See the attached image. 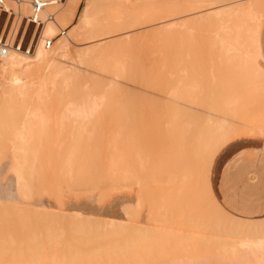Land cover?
<instances>
[{"label":"rangeland","instance_id":"rangeland-1","mask_svg":"<svg viewBox=\"0 0 264 264\" xmlns=\"http://www.w3.org/2000/svg\"><path fill=\"white\" fill-rule=\"evenodd\" d=\"M84 1L85 0H82L81 3L76 4L77 8H79L76 20L85 4ZM48 2L65 3L66 0H48ZM95 2L97 8L101 12L102 17H100L112 21L110 24H105L106 22H103V27L107 28V30L109 29L108 31L117 30V32L109 35L108 39L103 42L102 46L105 45V49L99 52V57L108 65L115 63L118 72H113L111 69L108 70L110 72L104 73V71L101 72L100 68H96V64H87V66L82 65L79 67L80 75L76 82L80 84V88L83 89V91L86 92L87 89V93L90 92V96L93 94L92 97L96 99L99 95L101 97L105 92L109 91L113 101L110 105L111 107H100L96 116L89 119V121H84V125H81L82 121H80L79 124L84 127V130L77 124L80 128H78L79 130L77 129L76 136L74 135L76 124L73 127V123L70 124V120L72 121V119L69 117L67 118L69 113L67 108L69 107H41L44 108V110L45 108L54 109V111L48 109L44 113L50 114L54 112L50 114V116L53 115L52 119L57 124H54V122L50 120L52 123L46 128L52 137L54 134H57V140L61 139V137L64 140L66 138V143L64 142L66 147L63 144L62 146L66 148L65 152L70 160L66 169L60 171L58 165L60 164L61 166V163H64L62 164L63 168L66 165L65 162H62L64 160H61L64 155L59 154L63 151L60 146L61 143H58L59 146L55 148L54 145L58 142L56 140L53 146L46 145L47 147H44L41 144L47 143V140L43 138L45 142L40 144L41 149H46L47 151L51 149L53 150L52 153L61 155H57L61 158L54 157L52 159L53 166H48L52 164L49 160L52 156L50 155V150L48 156L46 155V158L49 157L47 159L49 164L46 163L45 159H39L38 165L40 167L36 165L37 169L35 170L37 174L34 175V182L32 181L34 185L32 183L30 184V186L33 185L35 187L33 188L32 186L33 189H31L29 196L26 197L19 193L16 185V176L11 171L13 150L7 146V144L10 145L9 143L3 146L5 142H3V138H1L0 141L2 142L0 146H3L1 150L8 147V151L5 150L7 151L5 154L4 151L3 153L2 151L0 152L4 155L0 157V205L6 207V209L11 208L13 205L29 210H49L48 212L53 214L60 213L70 215L79 212L85 216H94L99 219H115L121 221L125 227L128 225L126 231L129 230V227H138L139 231L143 230V232L146 231L145 228L150 229L155 227L157 228V232L158 230L163 232L174 231L178 234H184L186 233V230H184L186 227L184 229L181 228L179 225V220L181 221V219L174 218L175 216L177 218V215L180 213L178 207L180 202L183 201V204H186L181 207L183 209L187 207V202L194 203L197 197L200 199L201 196L199 195L196 198L194 197V195L198 193L197 190H200L199 187H201L202 183L198 175L195 176L197 174L195 173L197 172L195 169L204 168L205 165H207L206 177L209 180L213 197L223 211L231 217L241 218L253 224L256 223V221L264 222V80H253V78H251L252 76L250 77L247 74L242 75V73L238 72L231 73V71H229V76H227L225 73L228 71L223 69L225 68L224 64L222 65V63H219V66H215L219 61L213 60V57L217 59L215 55H213L216 50H213L214 38L217 33L224 34L223 36L226 37L229 36V34L231 35V33L226 34V31L218 30L216 22L212 23V21L205 22L206 24L209 23V27L204 22H201L202 25L201 23H189L194 16L185 17L183 16L184 14L172 17L176 21H173L170 28L166 30L164 26L160 24L162 19L169 15L168 6L174 7L175 10L173 11L177 12L181 7L193 4L195 0H95ZM262 4L263 3H261V5ZM262 6V9L260 7L257 8L259 11L261 9L260 12L262 13L258 14L256 23H260L258 27L260 25L259 34L263 54V58L260 60V66L264 70V4ZM239 10L240 8H237V11ZM237 11L234 13H237ZM16 16V13L10 8L4 5L0 7V43H6L8 40ZM177 18L180 19L177 20ZM150 19L156 21L155 24L157 25L145 23ZM184 23L186 26L183 25ZM214 25L215 27H213ZM210 26L213 30L215 28V32L217 31L216 33L214 32L215 34ZM42 28V23L37 21L34 17H23L15 38L16 49L21 50V52L25 54L29 53L33 55ZM198 28H200V30ZM209 28L212 31H209ZM234 30L240 35L239 38L241 42L246 44L244 46L252 50L250 24L242 21L240 15L236 20ZM210 33H212L211 35L214 37L209 35ZM86 42L87 41L83 43ZM54 43L55 41H52L51 47L54 46ZM211 44L212 46H210ZM93 57L95 58V56ZM76 60H78V57ZM60 62L63 63V61ZM221 65V69L224 71L220 69ZM85 66L87 70H85ZM90 66L91 68H88ZM92 67L95 68L92 69ZM213 71L214 74L212 73ZM219 72L222 73V75H220ZM243 76L245 78H243ZM225 77L227 78L226 81L225 79H221ZM229 77L231 79H228ZM218 80L221 81L219 82L220 85L217 84L215 86ZM231 80L236 81V84L233 83V81L231 82ZM214 81L216 83H214ZM259 81H262V83ZM95 83H98V86H95ZM109 83H112V85L106 89ZM36 84L37 87L38 82ZM212 84L216 87L212 86V89L215 90L210 89ZM253 84H255V87H252ZM197 85L196 92L192 91L195 90L194 88H196ZM202 85H205V87ZM221 85L224 88H221ZM256 85L258 88H256ZM176 87L186 92L188 94L187 96H190L189 93L192 91L191 97L193 96V98H187L185 96L184 100V98H182L184 95H181V101L177 100V98H173L172 90ZM187 88L190 89V92ZM240 88L241 90H239ZM186 89L187 91H185ZM235 89L239 91L236 92ZM230 90L231 92H229ZM224 91L227 93H224ZM233 91L234 93H232ZM240 91L245 92H242L245 97ZM184 92L181 93L183 94ZM229 94L231 95L226 96ZM75 95L76 98L80 97V89L76 91ZM238 95H243V97L239 99L240 101L237 100L240 98ZM252 95L255 96L253 99L251 98ZM224 96L231 98L233 96V98L237 97V103H240L236 104L238 106H228L226 108L227 110L223 111L225 108L223 104ZM246 98L249 99V101L252 99L254 102H249ZM191 99L197 101L193 102L194 100L191 101ZM257 101L260 103H256ZM177 107H183L182 109H185L188 115H181V111L175 109ZM32 108L34 107H29V109ZM55 110H60L62 112L61 115ZM6 111L4 113H7ZM14 111L10 110L9 112H17L18 114L17 109L16 112ZM177 113L180 114L177 115ZM206 114L217 119H223L227 124L225 139L209 160L207 159L210 151L209 145H207L209 144V139L207 136L205 137L203 135L202 130L206 128V125L200 117ZM2 116L0 118H2ZM50 116L49 118H51ZM60 116H64V119L67 120L64 126L63 123L62 125L58 123L62 121V119H59L61 118ZM180 116L181 118H178ZM24 121L25 118L23 116L21 122ZM62 122H64V120ZM67 122H69V125ZM75 122L77 121L75 120ZM70 125H72V127ZM80 129H82V131ZM45 131L47 130L45 129ZM57 131H59V133H57ZM70 132L72 133L70 134ZM1 134L2 132H0V137L2 136ZM60 134L61 137L59 136ZM4 135V138H7L8 141L12 139V136L9 134ZM8 135L11 138H9ZM64 135L65 137H63ZM78 135H80L79 138H77ZM43 137H45V135H43ZM50 140H55V138H51ZM35 145L32 143V147H35ZM39 153L43 154L45 157L44 152L40 151ZM169 154L170 156H167ZM62 159H65V157ZM121 160H124L125 163L121 164ZM157 160L158 162H156ZM128 161L133 167L128 164ZM165 161H168L171 167H169L168 162L165 163ZM134 163H136V165H134ZM159 168L161 170L164 168L166 169L161 173V170H157ZM167 168L171 170L168 171ZM183 168L184 170L182 171ZM60 169L62 170V168ZM126 170L129 174L125 173V175L132 176V170H134V174H139L137 179L140 177V180L137 181V179L134 178L135 176L132 177V180L124 179L122 181V179H119L121 172ZM184 171H186L190 177L192 173L195 174L190 178L188 175L186 176L187 173H184L186 178H190L186 180V178H184L185 176H181ZM171 173L174 175L170 176ZM169 177L172 178V181ZM31 178H33V176H31ZM139 183L143 184L140 189L139 187L142 184L139 186ZM198 185L199 187H197ZM160 187L162 188L160 189ZM182 188L184 189L182 190ZM202 188L203 187H201V189ZM189 189V195H187L186 191ZM162 195H164L163 198ZM203 195V202L202 200H197L196 202L201 201L202 207H200L204 211L207 209V211H209V209L212 208V203L206 189ZM171 199L174 200L172 201ZM58 201H60V203ZM171 201L172 203H170ZM158 202H161V205L165 203L157 207ZM136 204L138 206H136ZM168 204L171 206L168 207ZM176 204L179 205L177 206ZM196 204L197 203H195V205ZM195 205L193 207L191 204L192 209L195 208ZM208 205L211 207L209 206L208 208ZM196 206H199V203ZM190 207L188 206L189 209L186 208L185 210L191 211L192 209L190 210ZM200 207L198 208L200 209ZM173 208H176V210ZM198 208L196 207L195 209L197 210L192 211L194 213L197 212L195 213L196 215L199 212ZM11 209L7 211H12ZM212 209L214 210V208ZM158 211L161 214H159ZM182 211L184 210H181V212ZM31 213L33 214L32 211ZM168 213L169 215H167ZM161 215L164 216L162 217ZM212 215H214V212L211 213V216ZM41 218L39 225L41 226L43 223L44 225L41 227L38 225L39 227L35 229H39L42 233L59 231L60 228H58V226H60L61 223L64 228L61 226L62 228L60 231H62V229L65 231L68 227V231L66 230L65 235L68 234L73 236L74 232L77 234L76 228L78 227L74 225L75 222L67 216L51 217L48 215H41ZM53 218L55 220L54 222ZM176 220L178 221L175 222ZM213 223L214 221L212 218L206 223L209 229L214 227ZM32 224L33 222H31V227ZM51 224L53 226H50ZM188 225L190 224H187V226ZM169 226L171 227L169 228ZM73 228L75 230H73ZM155 228L154 230H156ZM187 229L190 231L192 228L187 227ZM194 229L196 232H190L201 236H205V234L210 235L208 234L210 230L206 231L205 228H193V230ZM198 230L199 232H197ZM123 232L124 231H122V233ZM246 249L247 248L242 249V255H237V257L241 255L240 258L242 261L240 258H237L236 255L233 256L232 259L230 255L228 258V254L225 255V253L221 256L223 252H219V250L216 249L220 254L218 252V254L215 253L209 256L198 254V257H194L193 255L177 257L164 254L165 256L160 258L157 256L154 258L155 260L146 264H260L263 262V254L255 255L254 252H251V249ZM216 254L217 256H215ZM171 259L174 261L172 262ZM134 264H136V262Z\"/></svg>","mask_w":264,"mask_h":264},{"label":"bare ground","instance_id":"bare-ground-1","mask_svg":"<svg viewBox=\"0 0 264 264\" xmlns=\"http://www.w3.org/2000/svg\"><path fill=\"white\" fill-rule=\"evenodd\" d=\"M81 1L82 0H66L65 3H53V2H48V0H0V7L4 5L7 8H10L11 10H13L17 15L14 25L9 33L8 40L6 41L5 44L0 43V111H2L0 112V117L3 115L2 118H0V132H2L1 134L2 136L0 137V139L3 138L2 141L5 142L3 143V146L9 143L10 145L7 144V146H9L11 150H13V155H12L13 162L11 166V171L16 176L17 189L19 193L24 197L29 196L31 189L35 187L33 186L34 183H32V181L34 182V177H35L34 175L37 174V171L35 169H37L36 165L39 164V159L40 160L45 159L46 163L49 164L48 163L49 161H47L49 157L48 158L46 157L48 156V152H50L51 149L48 151L46 149L42 150L40 144L42 142H45V140H47L48 144L50 143L52 144L48 145L45 142L41 145H43L44 147L51 146V145L53 146L55 141L57 140L56 139L57 134H54V135L52 134L53 135L52 137L51 134L48 133V129H47L49 127V124L54 122V120L52 119L53 115L50 116V114L54 112L50 114H46L44 112H46V110L50 108H45L44 110V108H41V107H58V108L59 107H69L67 108V111H69L67 118L69 117L70 119H72V121L70 120V124L73 123V127L76 124L75 133L73 132L74 135L76 136L77 129L80 128L81 125H84V121H87V120L89 121V119L96 116L100 107L102 106L111 107L110 105L113 102L109 91L105 92L104 95H102L101 97L99 95L100 98L98 97L96 99L92 97L93 96L92 93H91L92 96H90V92L87 93L88 91L87 89H86V92L83 91V89L80 88V84L76 82L78 76L80 75L79 67L82 65L87 66V64H90V65L96 64L95 65L97 66L96 68L97 69L100 68L101 72L104 71V73H108L110 72L108 70H111V69L113 72L114 71L118 72L117 71L118 69L115 63H112V65H108L107 63H104L103 60L99 57L100 55L99 52L104 51L105 49V45L102 46L103 42L106 39H108L109 35L117 32V30L114 29V30L108 31L109 29L107 30V28L103 27L104 25L103 22H106L105 24H110L112 21L101 18L102 17L101 12L97 8L95 0H85L84 1L85 4L82 7V10H81L80 15L78 16V19L76 20L77 12L79 9L77 8L76 4L81 3ZM261 3L264 4V0H195L193 4L185 5L184 7H181V9H178L177 12L173 11L175 10L174 7L168 6L169 15L164 17L162 21L160 22V24L163 25L166 30L167 28H170V25L173 23V21H176L172 17H175V15H183V14H184L183 16L185 17L194 16V18L189 21V23H192V24L193 23L198 24L201 22L205 23V22H211V21L212 23L216 22V25H217L216 27H218V30H221L224 32L226 31V34L231 33V35L229 34V36L226 37V36H223L224 34L217 33V35L215 36L214 42H213L214 48L213 47L212 48L213 50L216 49L215 53L213 52L214 53L213 55H215L217 59H214L213 57V60L219 61L217 62L218 64L217 63L215 64V66L216 65L219 66L221 63L222 65L224 64L225 68L223 69L228 71L225 73V75L227 76H229L228 75L229 71H231V73L238 72V73H242V75L247 74L250 77L252 76L251 78H253V80H256V79L264 80V70L260 66V60H261V51H260V45H259L260 25L258 27V24L260 23L258 22L256 23L258 14L262 13L260 12L261 9L263 8L262 6L263 4L261 5ZM258 7L261 8V9L259 8L260 11L257 9ZM237 8H240V10L237 11ZM236 11L237 13H234ZM238 14L240 15V19L242 21L250 24L252 50L251 49L249 50L247 49V47L244 46L246 44L241 42L239 38L240 35L237 33L236 30H234V25L236 23V20L239 18ZM23 17H34L37 21H40L43 25L42 32H41L38 44L36 46V49L33 55H30L29 53L25 54L21 52V50L16 49L15 47V38H16L17 30H18L19 24ZM178 19L180 18H177V20ZM147 21L145 22L146 24L153 23L150 25H157L155 24L156 21H154L153 19H150ZM183 25L186 26L185 23ZM206 25L208 26L209 23ZM213 27H215V25ZM124 29H127V28H124ZM198 29L200 30V28ZM211 29L209 31L213 30ZM214 32H215V28L213 30V33ZM211 34L212 33H210L209 35ZM49 41H55L53 47L47 46V43ZM85 41L87 42L83 43ZM210 46H212V44ZM3 50H5V54L4 56H1V52ZM93 56H95V58ZM75 57L76 58L78 57V60H76ZM60 61H63V63H61ZM222 65L220 66V69L222 68ZM88 68H91V66ZM94 68L92 67V69ZM85 70H87V68ZM182 72H185V71H182ZM212 73L214 74V71ZM220 75H222V73H220ZM243 78L245 77L243 76ZM221 79H225L226 81L227 78L225 77ZM228 79H231V78L229 77ZM36 81L38 82L37 87H36L37 85ZM215 81L214 83H216ZM232 81L233 80H231V82ZM219 82L221 81L218 80L215 86L217 84L220 85ZM259 82L262 83V81H259ZM195 83H192V84L196 85ZM233 83L236 84V81H233ZM94 85L98 86V83H95ZM111 85L112 83L107 84L106 89L109 88ZM229 85H232V84H229ZM254 85L255 84H253L252 87H255ZM258 85H261V84H258ZM212 86L214 85L212 84L210 89H212ZM223 86L225 87L224 84ZM223 86L221 88H224ZM187 87L191 88L190 86H187ZM197 87L198 85L196 86V88L193 87L195 90H192V91L196 92ZM203 87H205V85ZM256 88H258V86ZM78 89H80V97L76 98L75 93ZM178 89L179 88L176 87L174 90H172L173 98L175 99L177 98V100H180L184 98L185 96L187 98L188 97L193 98V96L191 97L192 91L191 93H189L190 96H187L188 94L186 92L181 91L180 89L178 90ZM187 89L185 91H187ZM236 89H235L236 92L241 90V88L238 91ZM212 90H215V89H212ZM188 91L190 92V89ZM244 91H240V92L245 93ZM181 92H184V93L182 94ZM229 92H231V90ZM224 93H227V92L224 91ZM232 93H234V91ZM231 94L226 95V96H230ZM181 95H184V96L182 97ZM243 95L241 96L238 95L240 96V98H238L237 100L241 99ZM253 97L255 96L252 95L251 98L253 99ZM232 98L225 97L223 99V104L225 106V108L222 107L224 108V110L222 109L223 111H226L227 110L226 108L228 106H232V105H236L240 103V102L237 103V100H236L237 97L233 99ZM252 99L249 101V99L246 98V100L249 102H251ZM191 101L196 102L197 100L195 101V99H191ZM258 102L259 101H257L256 103ZM29 107H34V108L29 109ZM114 107H117V106H114ZM15 108L18 110V114ZM182 108L183 107H177L175 109L181 111L182 113L181 115H188L185 109H182ZM10 110H13L16 113H13V112L11 113L9 112ZM50 110L54 111V109L53 110L50 109ZM5 111L7 113H4ZM56 112H59L60 113L59 115H61L62 113L60 110ZM228 112L231 113L230 111ZM179 114L180 113H177V115ZM48 115L51 118H49ZM23 116L25 118V121L21 122ZM173 117H174V113H173ZM200 117L205 122V125H206V128L202 130L203 135L205 137L207 136V138L209 139V144H207L209 145V148H210V151L207 157V159L209 160L210 157L213 156V153L216 151V149L224 141L225 136H226L227 124L223 119H217L207 114L204 116L201 115ZM178 118H181V116ZM59 119L60 120L62 119V121L64 120V122L62 121L58 122V123H61V125L63 123V126H64L67 120L64 119V116ZM75 120L77 122H75ZM80 121H82L81 125L79 124ZM67 123L69 125V122ZM54 124H57V123L54 122ZM77 124H79L80 126H78ZM70 126L72 127V125ZM44 128L47 131H45ZM83 128L84 127H82V129ZM82 129L80 130L82 131ZM57 133H59V131H57ZM71 133L72 132H70V134ZM4 134H9L10 136H12V139L8 141L7 138L6 139L4 138L5 137ZM61 134L59 135L60 137H61ZM43 135H45V137H43ZM46 135L49 137H47ZM10 136L9 138H11ZM63 137H65V135ZM79 137L80 135L77 136V138ZM43 138H46V139L43 140ZM47 138H50V139L55 138V140H50ZM63 140L64 139L61 137V139L57 140L58 142L55 144L56 146L54 145V147L57 148V146H59V144L61 143L60 146L62 148L61 147L60 148L63 149V151L60 152L59 150L60 152L59 154H62L65 157V159H62L64 157L62 158L60 157L61 160H64L62 162H65L66 164L64 168L62 165L64 163H61V166L60 164L58 165V168L60 171H63V169H66V166L68 165V162L70 160L69 156L66 155V152H65L66 148H64V146L66 147V145H64L66 143L65 142L66 138L64 141ZM2 141H0V143ZM35 142L37 146L35 145ZM32 143H34L35 147L34 146L32 147ZM62 144L64 146H62ZM3 146H0V152L2 151L3 153L4 151V154H5V152L8 151L7 150L8 147H6L4 150L3 149L1 150ZM40 151L45 153L44 154L45 157L43 156V154L39 153ZM52 152L53 150H51L50 155H52L53 157L51 156L50 157L51 159H49L51 161L50 163L52 164L48 166H53L52 159L54 157L59 158L58 156H61V155H58ZM2 153H0V157L4 156L2 155ZM167 156H170V154ZM121 161H122L121 164L125 163L124 160H121ZM156 162H158V160ZM166 162L168 161H165V163ZM128 164H129V161H128ZM134 165H136V163H134ZM126 166L129 167L128 165ZM168 166L171 167L169 165V162H168ZM180 166L178 167L181 168ZM206 166L207 165H205L204 168L201 167L200 169L198 168L195 169L197 171L195 172L197 173L195 176L198 175V178H200V181L202 182L201 187L203 188L201 189V187H199L198 185L197 187H199L200 190L198 191L197 187H196V190L199 194L197 193L196 195L194 194L193 195L195 198L198 195L201 196L202 199L201 197L200 199H198L197 197V200H202L203 202V199H204L203 192L206 189L209 194L211 203H212L211 204L212 208H214V210L210 208L209 211H207L208 209L204 211L201 208L202 202L201 201L196 202L197 200L195 198L194 199L196 201L194 203L187 202L188 201L187 200L186 201L188 203L187 207H184L183 209L181 207L185 206L186 204H183V201L180 203L178 202L180 205L179 204H178L179 206L177 204L176 205L179 207L180 213L177 210L179 214L177 215V218L175 216L174 219H178V218L181 219V221L179 220L180 227L183 229L186 227L184 229L186 230V233L184 234H181L180 232H179L180 234H178L174 231L170 232L166 230H164L166 232L159 231V230L157 232V228L155 227L154 228L156 230H154V228H150V229L145 228L146 231L144 232L143 230L139 231L138 227H135V228L129 227V230L126 231L128 228V225L127 227H125V225L121 221H118L115 219H99L94 216H85L79 212H75L70 215L60 214V213L53 214V213H49L48 212L49 210L48 211L39 210V209L29 210L26 208H22L19 206H13V205L12 206L10 205L12 209L9 208L12 211H7L9 209H6V207L0 205V264H134L135 262L136 264H146V263H150L153 260H155L154 258L157 256L159 258L165 256L164 254L166 255L168 254L171 256L174 255L177 257L184 256V255L186 256L193 255L194 257L196 256L198 257V254L202 256L203 254L204 256L213 255L217 253L218 250L219 252L220 251L223 252L221 253V256L224 255L225 253V255L228 254V258L230 255L231 256L230 258L232 259L233 256L235 255L236 257L239 254L242 255L243 248H247L246 250L251 249V252L252 253L254 252L255 255L257 254L264 255V222L256 221V223L253 224L250 221L247 222L241 219H237L233 216L231 217L227 215V213L223 211V209L218 205V203L213 198L209 180L206 177L207 175ZM178 167L176 168L179 169ZM60 168H62V170ZM164 169L161 170L159 168L157 170L158 171L161 170L162 171L161 173H163ZM183 170L184 168L182 169V171ZM125 173L129 174L128 171L126 170V171H122L121 172L122 175L120 174L119 176V179H122V181L124 179L132 180V177L134 176H135L134 178L137 179L139 175L136 173L137 174L136 176V174H134V170H132V176L131 175L127 176L125 175ZM172 173L170 174V176L174 175ZM184 173L186 174L187 172L184 171L183 174H181V176L183 175L182 177L185 176ZM195 173H192L191 177H193L194 176L193 174ZM29 174L33 176V178H31ZM187 175L188 177H190L188 173L186 174V176ZM186 176L184 178H186ZM188 177L186 178V180L187 179L189 180L191 178V177L190 178ZM169 179L172 181V178L169 177ZM138 180H140V177L139 179H137V181ZM31 183L33 185L30 186ZM141 184L142 183H139V186ZM142 186L143 184L139 187V189ZM162 187H160V189ZM183 189L184 188H182V190ZM189 191L190 189L186 191L187 195H189L188 194ZM163 196L164 195H162V198ZM172 201L170 203H172ZM58 202L60 203V201ZM160 203L161 202H158L157 207L158 205L159 206L161 205ZM195 203H197L196 205H198L199 203V206H196ZM137 204L136 206H138ZM191 204L193 207L195 205V208L196 207L198 208L201 206L200 209L198 208L199 209V212L197 214L198 217L195 214L197 212L195 213L192 212V211H196L197 209L193 208L195 209L193 210ZM170 206L171 205H169L168 207ZM188 206L189 207L191 206L190 207V210L192 209L191 211L185 210L186 208H188ZM209 206L210 205H208L207 207L209 208ZM3 209H6V210H3ZM174 210H176V208ZM181 210H184V211L181 212ZM31 211L33 212V214L31 213ZM212 212H214V215L211 216ZM41 215H48L51 217L67 216L69 219L74 221L75 222L74 225H76L79 228V229L76 228L77 234L76 232H74L73 236L68 235V234L65 235L68 227L66 228L65 231H63V229L62 231H60L61 228L63 227L61 223H60V226H58V228H60L59 231H55L51 233L50 232L42 233L41 231H39V229H35L36 227L40 226L39 222L42 219ZM167 215H169V213ZM209 218L210 219L212 218L214 221L213 223L214 227L211 229H209V227L206 224L210 220ZM54 221L55 220L53 218V222ZM177 221L178 220H176L175 222ZM31 222H33L32 227H31ZM187 224H190V225L187 226ZM42 225H44V223L41 224V226ZM50 226H53V225L51 224ZM203 226H206V227H203ZM170 227L171 226H169V228ZM187 227L192 228L190 231H193V232H196L195 229L193 230V228H196V229L205 228L206 231L210 230L208 232V234L210 235L205 234V236L203 235L201 236L195 233H191L189 229H187ZM74 228L73 230H75ZM122 231L124 232L122 233ZM197 232H199V230ZM213 248H216L218 250L216 251V249H213ZM165 250H168V251H165ZM217 254L215 256H217ZM240 256L237 258H240ZM195 259H198V258H195ZM171 260L172 262L174 261L173 259ZM262 261L263 262L260 261L261 262L260 264H264V259Z\"/></svg>","mask_w":264,"mask_h":264},{"label":"crops","instance_id":"crops-1","mask_svg":"<svg viewBox=\"0 0 264 264\" xmlns=\"http://www.w3.org/2000/svg\"><path fill=\"white\" fill-rule=\"evenodd\" d=\"M259 45H260V51H261V59L263 58V54H262V49H261V43H260V34H259ZM211 188V187H210ZM211 192H212V190H211ZM212 195H213V193H212ZM214 198V197H213ZM215 199V198H214ZM216 201V200H215ZM217 202V201H216ZM219 205V204H218ZM220 206V205H219ZM221 207V206H220ZM235 218H237V217H235ZM237 219H241V218H237ZM241 220H243V219H241Z\"/></svg>","mask_w":264,"mask_h":264},{"label":"built area","instance_id":"built-area-1","mask_svg":"<svg viewBox=\"0 0 264 264\" xmlns=\"http://www.w3.org/2000/svg\"><path fill=\"white\" fill-rule=\"evenodd\" d=\"M5 44V43H4ZM52 45V41H49L48 43H47V46L48 47H50ZM4 54H5V50H3L2 52H1V56H4Z\"/></svg>","mask_w":264,"mask_h":264}]
</instances>
